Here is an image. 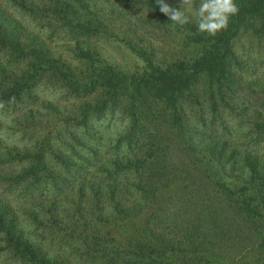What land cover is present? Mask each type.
<instances>
[{
	"label": "trees",
	"instance_id": "16d2710c",
	"mask_svg": "<svg viewBox=\"0 0 264 264\" xmlns=\"http://www.w3.org/2000/svg\"><path fill=\"white\" fill-rule=\"evenodd\" d=\"M12 1L34 18L43 15L54 32L107 38L123 44L133 53L136 63L133 69L126 70L76 45L74 50L79 53L74 59L87 64L81 72L61 56L52 55L45 42L24 38L11 23L7 25V17L0 8V52L25 68L15 74L0 73V104L3 105L0 112L17 105L20 106L14 111L21 110L25 103L34 105L37 100L33 98L34 89L44 77L47 82L53 80L65 85L74 99H80L74 108L80 117L79 122L74 123L75 128L71 129L70 118L63 121L64 126H68L69 141L63 142L60 132L55 131L51 137L45 136L33 145V150L24 148L14 156L0 155V186H3L0 191V264H75L52 256L44 248V245L74 244L75 241L86 245L88 249L83 254L93 264H198L195 250L187 252L174 244H165L168 241L161 239L149 223L128 224L130 206L125 208L124 205L131 203L134 193L135 178L132 180L130 174L133 167L129 161L128 165L106 159L102 162L97 156L99 147L90 149V159L81 158L76 149L81 144H77L79 138L74 131L86 129L93 117L101 119L123 106L128 131L125 138L120 139L122 143L129 141L134 132V136H138L147 126L148 139L156 133L162 137L169 133L172 139L182 141L188 158L194 151L203 153L193 142L196 129L210 131L217 123L220 130H229L226 117L231 114L221 104L229 108L230 100L241 98V105L246 104V109L253 105L257 110V102L264 109V98L260 96L264 95V80L255 78L258 63L251 54L241 52L247 40L254 44L259 38L264 39V0H235L239 11L230 16L227 28L214 36L198 32L196 15L188 13L178 0L164 2L189 16L185 25L169 20L159 10L156 0ZM114 6L120 7L118 15ZM135 10L137 13L133 14ZM122 13H129L143 28H158L172 41V48L157 59L156 51L138 44L135 27L128 26L129 22L123 23ZM112 16L116 24L110 29ZM203 79L207 84L196 95L194 88ZM184 98L192 102L189 115ZM167 110L172 113H165ZM31 113L29 110L27 114ZM191 113L198 115L202 127L192 122ZM207 114H215L208 123ZM1 123L0 120V127ZM250 126L264 140L262 116ZM203 134L197 132L196 139ZM54 139L58 145L54 144ZM255 158H252L254 163ZM14 165L20 169L8 170ZM138 170L133 169L136 173ZM230 180L214 182L216 195L239 216L249 232L264 237V196L256 198L246 184L236 190L237 185ZM181 182H186V178ZM44 193L47 198L35 202ZM135 196L142 200L138 194ZM100 197L114 204L110 215L97 210ZM15 199L17 209L9 203ZM134 203L141 207V201ZM126 229L131 230V237ZM257 255L259 258L255 259L253 254L254 260L246 264H264V239L257 245ZM205 263L219 264L207 259Z\"/></svg>",
	"mask_w": 264,
	"mask_h": 264
},
{
	"label": "rangeland",
	"instance_id": "374dc122",
	"mask_svg": "<svg viewBox=\"0 0 264 264\" xmlns=\"http://www.w3.org/2000/svg\"><path fill=\"white\" fill-rule=\"evenodd\" d=\"M178 3L185 6L188 13L195 14L201 0H191V7L183 5V0H178ZM0 5L1 10L4 11L3 15L7 17V25L11 23L24 38H37L45 42L52 55L61 56L72 68L84 72L87 67L85 61H83L85 63H78L74 59L75 54L79 53L78 50H74L76 45L82 51L90 50L92 54L118 65L120 68L126 70L134 68L136 63L134 55L123 44L107 38L88 37L81 34L74 37L66 31L56 32L55 30L54 32L49 21L41 17L43 15L34 18L27 11L16 7L17 4L12 0H0ZM114 8L118 15L120 7L114 6ZM136 13L135 10L133 14ZM113 18L115 17L112 16L110 19L112 21L110 29H113L112 25L114 27L116 24ZM122 21L123 23L129 22L128 26L135 27L138 44L156 51L157 59H160L159 57L163 53L172 48V41L167 39L158 28L146 26L143 28L134 22L133 16L129 13H122ZM118 24L120 27L122 26L119 21ZM245 37L247 36L245 35ZM253 41L255 42V40ZM244 49L241 52L248 53V56L251 54V58L253 57L258 63L259 70L255 78L262 82L264 80V39L259 38L258 42L256 41L254 44L247 40ZM21 69H25L23 64L13 62L0 52V73L5 71L8 74H15ZM44 79L34 89L33 98H37L34 105L25 103L26 105L21 106L23 108L21 110L14 111L20 106L17 105L10 107L4 113L0 112L2 122L0 155L14 156L15 153H22L24 148L32 149L33 145L45 136L51 137L55 131L60 132L61 138L64 139L63 142L69 141V135L66 132L68 126H64L63 121L70 118V127H72L71 129L75 128L74 123L79 122L80 117L74 108L80 103V99H74L65 85L57 84L53 80V82H47L45 77ZM206 84V79L201 80L195 86L193 93L200 94V89ZM260 96L264 98L263 94ZM184 99L187 100L186 110L189 115L191 109L189 103L192 102L189 98ZM235 100L237 99L229 101L231 106L229 108L221 104V107L227 109L225 111L231 114L226 117L229 130H220L217 123L210 131L196 129L193 142L203 153L194 151L192 157L189 158L185 154L182 141L178 142L179 138L172 139V135L169 133L165 134L167 138L156 133L153 134L156 136L148 139L146 137L149 131L147 126L141 129L138 136H134L136 134L134 132L129 141L122 143L120 139L122 136L125 138L128 131V120L123 119V106L119 107L114 114L108 113L101 119L93 117L86 129L74 131L79 138L77 144H81L76 148L81 158L90 159L92 157L90 149L99 147L97 156L102 162L106 159L128 165L129 161L133 169L139 168L137 173L133 169L130 173L132 174L131 179L135 178L131 203H124L125 208L130 206L127 210L131 216L127 218L128 224L149 223L151 229L161 239L168 241L165 244H174L176 248L179 247L187 252L195 250L194 255L197 257L198 264H202V262L206 264V259L218 261L219 264L252 262L253 254H255V259L259 258L257 245L264 239V237H258L249 232L247 225L230 207L224 205L222 197L216 195L214 189V182L217 180L221 183L231 179L230 181H234L237 185L236 190L246 184L256 198L260 199L264 196V140H261L250 126L261 116L264 120V109L261 108L259 102H257V110L253 108V105L246 109V104L245 106L241 105V98L238 101ZM29 110H32L31 114H27ZM165 113L171 114L172 110H167ZM211 117L215 118V114L213 116L207 114V123ZM191 118L194 124L202 127L198 123L196 113H191ZM164 130L165 128L162 129V131ZM167 131L169 132L168 129ZM197 132H204V134L201 138L196 139ZM176 141L177 144H175ZM54 144L58 145L57 139H54ZM252 155L254 158L256 157V163H254ZM142 163L144 166L141 165ZM19 169L20 167L14 165V168L8 170L14 172ZM136 175H138L137 178ZM94 177L96 178L97 174ZM183 178H186L184 183L181 182ZM1 190H3V186H0ZM88 194L86 192V195ZM136 194L142 200L136 197ZM47 196V193H44L35 202H41ZM86 197L88 198V196ZM100 199L98 205L97 202L94 204L97 205V210L102 214L110 215L111 206L114 204L109 203L107 198L100 197ZM4 200L7 201L6 198ZM138 201L142 202L141 207L135 205L134 202ZM17 202L15 199L9 203L17 209ZM66 206L68 207V205ZM83 206L85 207V205ZM212 220L214 221L211 222ZM23 226H25L24 221ZM126 232L131 237V230L126 229ZM44 248L52 256L65 258L70 263L93 264L92 260L83 254H86L88 248L81 241H75L74 244L53 243L51 246L44 245Z\"/></svg>",
	"mask_w": 264,
	"mask_h": 264
},
{
	"label": "clouds",
	"instance_id": "9594fccd",
	"mask_svg": "<svg viewBox=\"0 0 264 264\" xmlns=\"http://www.w3.org/2000/svg\"><path fill=\"white\" fill-rule=\"evenodd\" d=\"M156 4L169 20L179 25L189 22V16L181 10L169 6L164 0H156ZM183 5L191 7V0H183ZM238 11L235 0H201L195 11L197 31L214 36L218 31L227 28L230 16L235 15ZM0 107L3 105L0 104Z\"/></svg>",
	"mask_w": 264,
	"mask_h": 264
}]
</instances>
